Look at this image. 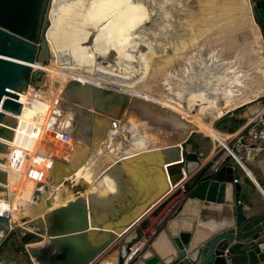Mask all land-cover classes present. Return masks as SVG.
I'll list each match as a JSON object with an SVG mask.
<instances>
[{
	"label": "water",
	"instance_id": "1",
	"mask_svg": "<svg viewBox=\"0 0 264 264\" xmlns=\"http://www.w3.org/2000/svg\"><path fill=\"white\" fill-rule=\"evenodd\" d=\"M241 2L249 7L251 20L237 31V39L256 35L264 45V0ZM50 5L51 0H0V134L2 129L11 130L4 124L8 122L4 111L19 110L16 90H23L28 83L32 63L48 59L44 31ZM40 73L37 70L33 76ZM108 94L116 96L112 89ZM252 100L218 115L213 128L217 129V120L228 111L243 120L264 111V96ZM145 103L152 107L149 126L167 140L152 148L148 165L128 159L126 171L98 177L94 192L100 198L80 191L45 211L44 217L22 219L21 225L11 221L33 264L32 244L44 233L63 238L65 250L41 264H100L97 255L101 251L106 259L121 264L130 247L142 238L143 230L149 228L150 213L160 211L165 196L180 191L183 197L178 206L163 217L128 264H264V191L245 203L238 202L243 183L237 168L224 163L209 172L208 162L191 149L192 145L198 147L195 135H201V130L166 105ZM6 149L0 141V150ZM0 175L5 176L6 171L0 169ZM9 214L7 191L2 189L0 239L11 231Z\"/></svg>",
	"mask_w": 264,
	"mask_h": 264
},
{
	"label": "bare ground",
	"instance_id": "2",
	"mask_svg": "<svg viewBox=\"0 0 264 264\" xmlns=\"http://www.w3.org/2000/svg\"><path fill=\"white\" fill-rule=\"evenodd\" d=\"M143 1L149 6L148 11L141 4ZM154 2V0H51L52 8L49 12L53 16L50 14V19L54 24L57 19L58 24L57 28L55 27L54 30L52 29L46 34L53 51L52 58L49 64L41 63V61L32 63L35 68L36 63L43 65L44 76L48 77V83L44 81L47 77L38 82L40 94H44V88L49 86L51 73L55 69L75 68L72 64H68L70 63L69 59L66 61L65 58L59 55L57 49L61 50L64 56L71 57V60L80 54L81 57L92 64V67L102 66L99 78H106L112 81V84L109 88H101L93 84H85L84 82L79 84L80 81L67 80V86L58 98H61V110L69 114L73 124L72 138L67 140L65 144L49 139L52 127L48 124L49 117L47 114L50 111L48 109L41 117V123L44 124L45 138L35 147L32 154L27 153V149L34 145L38 130L32 132L30 126L32 121L30 122L26 117L23 121L21 120L23 119V108L26 105L27 97L28 95L32 96L31 87H28L30 92L20 91L16 94L15 98H18L20 102L18 111L5 109V115L12 116L15 119V124L11 128L10 138L0 134V141H3L7 146L6 150H0V169L6 170L9 189L11 194H14L13 200H8V206L9 212L16 222L17 220L22 222V219L44 217L45 211L52 209L55 205L65 203L80 191L87 197L90 195L85 193L91 192L100 198L94 192V185H97L98 177L106 172L126 171L125 162L128 159L142 165H148L152 148L161 144L164 138L161 137L155 127L148 124L151 120L148 117V112L152 107H147L146 100L166 105L180 112L198 129L208 131L213 126L210 125L209 121L211 115H220L223 113V108L235 107L244 100L264 91V52L259 36L246 35L239 40H252L248 47L251 46L250 48H253L254 51L252 56H248V58H251L250 61L254 64V55L258 51L260 53L259 62L261 63L258 68L261 71L258 78L260 80L243 90H239V87H237L241 84L239 78H237L239 74L235 71L231 74V78L222 74L217 77L221 79L220 82L212 83V71L217 70L218 62L215 61V58L212 60L202 58L203 50L201 47H203V44L194 42L196 33L201 36L200 41L204 40L203 36L209 34L204 32L203 29L208 24V21H206L208 16H211L208 8L210 3L227 2V5L235 14L234 20L238 24L237 28L245 27L250 23V11L247 5H244L240 0H199L194 3L195 5L188 3L187 0H159V2L156 0V4ZM153 11H158L156 18L158 26L161 27L157 30L150 24L141 29L140 34L138 32L139 42H142V44L148 42L151 46L147 47L145 45L147 47L146 51L138 49L140 51L139 57L144 67L148 54L153 52L156 55V67L157 65L160 68L173 67L172 70L177 72V76L180 75V78L174 83L173 78H171L173 81L170 84L171 86L169 85L168 93L157 89V77L152 83L140 82L142 77L140 78L139 74L130 81H123V79L113 76V72L104 69L105 65H114V62L97 61L100 57L99 51L103 47L108 48L106 44L103 47L97 44L98 36L101 37L99 34H90L92 37L89 41L87 37L90 35L86 32L87 35L81 40L78 39L71 44L62 43L63 31L76 30L80 32L85 30L83 27L84 20L95 24L104 22L103 26L105 25L108 28L107 39L113 40L112 44L115 45L111 49L114 48L113 50L117 52L118 56L124 57L125 44L128 43L127 39L130 37L128 33H136L135 26L145 20L147 12L151 15ZM204 12L207 17L200 16ZM217 21L221 22L220 18H217ZM235 23L229 25L235 26ZM236 40H238L237 37ZM194 46L196 51L192 53ZM173 55L175 57L182 56V59L178 58L172 63L171 57ZM118 56H116L117 61H120ZM55 61L60 62L55 64ZM208 69H212V71H209V75H206ZM144 71L145 69L142 73ZM187 76L189 77L186 78ZM123 77L128 76L123 75ZM228 82L230 86H224ZM114 83L138 90L139 96L115 92V99L111 98L108 94L110 89L118 90V86ZM165 85L169 87L168 84ZM173 85H175L174 89L172 88ZM52 96H50L51 104L55 100ZM122 100L125 103L120 104ZM192 100H196L198 105L190 107ZM220 102L222 103L221 107L219 106ZM115 108L119 110L116 111ZM129 110L135 120L129 117ZM114 112L127 115V123L124 126L125 134L117 137L118 147H116L117 143L115 142L112 149H107L106 144L103 142L106 140L108 142V139L104 138V132L108 128L109 114ZM67 113L63 117L68 116ZM21 124L22 130H20ZM133 128L137 130L136 142L130 139ZM81 131L85 134L82 135ZM215 132L219 136L214 133H211V135L218 137L225 143L223 136L216 129ZM164 142H167V140ZM74 148L79 149L74 152ZM47 151L49 153L46 154ZM44 153L46 155H42ZM4 156L6 158L2 159ZM77 160H81L80 164L75 166L76 168H72ZM61 167L64 170L59 171L57 168ZM47 169L48 172L46 173ZM65 169L66 171L70 170L71 175L57 180V177L63 174ZM55 173H58V175ZM127 174L129 175L130 172L128 171ZM32 246L31 251L35 264L47 263L48 259L60 255L65 250L63 238L57 239V237L45 233L42 239L37 243H33ZM98 258L99 256H97ZM104 260L107 261V264H115L114 259L108 260L104 257Z\"/></svg>",
	"mask_w": 264,
	"mask_h": 264
},
{
	"label": "rangeland",
	"instance_id": "3",
	"mask_svg": "<svg viewBox=\"0 0 264 264\" xmlns=\"http://www.w3.org/2000/svg\"><path fill=\"white\" fill-rule=\"evenodd\" d=\"M147 1V0H146ZM151 1V0H149ZM153 1V0H152ZM154 4H156V0H154ZM188 3L190 4H194L197 3L199 0H187ZM159 2V0H158ZM145 10L149 9L146 4V2H142L141 3ZM228 3H210L209 4V10L211 12V16H208V19L206 21H208V24L205 26V28L203 29L204 32H208L209 34L203 36L204 40L200 41L201 36H198V33H196L194 35V42H199L203 44L202 50V58H204L205 60L207 58H209L210 60L212 59H216L215 61L218 62V68L215 71H212V69H208L206 72V75H209V71H212L213 76H211V80L212 83L215 82H220L221 79H218L217 77H220V75L224 74L226 77L231 78V74H233V72L235 71L237 74H239V76L237 78H239L240 80V84L237 87H239V90H243L246 89L250 86H252L254 83H256V81L260 80L259 78V74H261V71L258 70L259 65L261 64L259 62V58H260V53L257 51L255 56V60H254V64L252 61H250L251 58H248V56H252V53L254 51L253 48L248 47V45L251 44L252 40H236L237 37V31L239 29H241L242 27H238L237 28V23H235L236 21L234 20V15L233 12L231 11L232 9L230 8V6L227 5ZM195 5V4H194ZM52 8V3L50 5V10ZM148 11V10H147ZM158 12V11H157ZM156 11H153L150 14H148V12L146 13L145 16V20L140 23L139 25L135 26V30L136 33H128V35L130 36L127 41L128 43L125 44L126 49H125V55L124 57H120L117 55V52L115 50H113L114 48L111 49L112 46H115L112 44L111 40H108L107 38V34H108V28L107 26H103L104 22L101 23H93V22H87L86 20L83 21L84 24V31H76V30H71V31H63L62 32V43H66V44H71L72 42L77 41L78 39H82L84 36L87 35V33L90 34H99L101 37L98 36V45L102 46L103 45H108V48H104L101 49L99 51V55L100 57L97 59L100 60V62H104V61H108L110 62H114V66H116V69H113L111 67H107L106 69L113 72V76L123 79V81H130L132 80V78L137 77L139 74V77L142 79L140 80V82L143 83H152L153 80H155V78L157 77V89L161 90V91H166L168 93V90L170 89V84L173 81V83L175 81H177L180 77L177 76V72H174L173 67H163L160 68L158 65L156 67V59L153 52L148 54V57L146 59V61L144 62L145 65L143 67L141 59H140V51H146L147 47H151L149 45L148 42H142L140 43L138 40V32L139 34L141 33V29H143L145 26H149L150 24L153 25L155 28L154 29H159L158 26V21L156 18L157 15ZM251 13V12H250ZM50 14L51 12H49V18L46 22V27H45V31L44 34L46 36L47 32L50 30H54L55 27L57 28V19H56V23L54 24L52 22V20L50 19ZM53 16V14H51ZM200 16L203 17H207L206 13H202ZM220 18L221 22H216V19ZM215 20V21H214ZM55 22V19H54ZM235 23V26H230L229 24ZM237 28V29H236ZM152 29V28H151ZM236 29V30H235ZM200 31V30H199ZM87 32V33H86ZM107 33V34H106ZM61 34V33H60ZM127 34V33H124ZM92 36V35H91ZM88 38V37H87ZM54 39V38H53ZM55 41V40H54ZM115 41V40H114ZM138 42V43H137ZM196 44V43H195ZM49 45V56L48 59L46 61V63L49 64V62L51 61L52 58V48ZM147 47H146V46ZM139 46V47H138ZM143 47V48H142ZM140 51H139V50ZM198 49V48H197ZM194 53L196 51V47L194 46L192 48ZM57 52L59 53V55H61L63 58H65V60L70 61V63H68L69 65L72 64L73 66H75V68L77 70H81L84 72H89V69H92V64H90L88 62V60L84 59L83 57H81V55L79 54V56L75 57L74 59L71 60V57L69 58L68 55L64 56L61 50L57 49ZM251 54V55H249ZM137 57H136V56ZM190 55V54H189ZM116 56L119 57L120 61H117ZM123 56V55H122ZM55 57V56H54ZM135 58V59H132ZM172 59V63L175 62L174 60H178V58L182 59L181 57H175L173 55V57H171ZM56 60V59H55ZM231 60V62H230ZM65 61V63H66ZM55 64H59L60 61H55ZM233 65H232V64ZM102 64V63H101ZM200 65V64H199ZM231 65V66H230ZM171 66V65H170ZM101 68H103L102 66H99ZM182 68V66L180 67V69ZM145 69V73L142 71ZM182 72V71H181ZM103 73V72H102ZM115 73L119 74L116 75ZM190 73V71H189ZM215 73V74H214ZM115 74V75H114ZM45 72H41L37 77V79L41 82L43 81L44 78H46L45 76ZM124 76H128V77H123ZM217 75V76H214ZM184 77V76H183ZM189 76H187L186 78H188ZM171 78H173V80H171ZM218 79V80H217ZM220 80V81H219ZM233 80V79H231ZM230 80V81H231ZM245 80V81H244ZM44 81H46V83H48V77L47 79ZM86 82V81H85ZM233 82V81H232ZM237 81L235 80V83ZM165 84H168L169 87H167ZM225 84V83H224ZM177 86V85H176ZM224 86H230V83L228 82L227 84H225ZM172 88H175V85L172 86ZM110 95V94H109ZM115 99V96H114ZM113 99V100H114ZM196 100H192L190 102V107H195L198 104L196 103ZM208 104V103H205ZM221 107V105H220ZM228 108H223V113L227 110ZM116 111H118L119 109L115 108ZM130 111V110H129ZM129 117L133 120H135V117L132 116V112L130 111ZM222 116V115H221ZM220 116V117H221ZM218 118V115H211L209 118L210 121V125H214V120ZM6 119L8 120V122L4 123L8 128H12L15 124V119L12 116H7ZM141 125V124H140ZM2 135L6 136L8 138L11 137L12 134V130L10 129H2ZM132 137L130 138L132 141L135 140L136 136H137V130L135 128H133L132 130ZM203 137H206V135L208 136L211 133H216L215 132V128H210L208 131H203L201 130ZM198 136L195 135V138H197ZM209 137V136H208ZM210 138V137H209ZM121 140V139H120ZM119 140V141H120ZM136 142V140H135ZM6 156H4L2 159H5ZM49 169V168H48ZM48 169L46 171V173L48 172ZM6 171V170H5ZM44 180V179H43ZM42 180V181H43ZM2 189H6L7 191V198L9 201L13 200V196L14 194L10 192L9 189V184L7 182V172L6 175H0V190ZM13 217V215H12ZM18 225H21V221L16 222ZM14 231V230H12ZM10 234H8V236L4 239L3 243H2V247L0 250V263L2 262H7L10 264H33L25 246L24 243L19 239V237L15 234V232H9ZM3 240V239H2ZM103 251H101L97 256H99V258L101 257H105L103 255ZM103 255V256H102Z\"/></svg>",
	"mask_w": 264,
	"mask_h": 264
},
{
	"label": "built area",
	"instance_id": "4",
	"mask_svg": "<svg viewBox=\"0 0 264 264\" xmlns=\"http://www.w3.org/2000/svg\"><path fill=\"white\" fill-rule=\"evenodd\" d=\"M35 61L39 62L38 60H35ZM37 70H41V72H44V70L41 67L35 68L33 67V64H32L31 70L27 76L28 83L26 84L25 88L19 91L16 90L17 93L18 92L20 93V91L26 93V92H30L28 87H31L32 97L36 99L34 101L28 100L26 102V105L23 108L24 110L23 113L30 122L32 121L30 123V126L32 129V132H35L39 129L40 124H41V122L38 123V119L41 118L42 115L49 109L50 111L47 114L49 117L48 124L50 127H52L51 135L49 136V139L52 141H58L62 144L63 143L65 144L67 143V140H70V138H72L71 130H73V124L71 123L69 114L65 112L64 110H61L62 109L61 102H60L61 98L56 97L53 104H51L50 102H46L47 105H45V101L47 100H44L45 94H40L39 92L40 87L38 83L39 80L37 79L38 77L33 76V72ZM16 99L18 100V98ZM21 110H22V103H21ZM66 113L68 116L63 117L66 115ZM262 114H263V111L258 112L254 116H250L247 119H244L238 125V127H236L231 132L223 133L216 129L218 133H220L223 136L225 143L222 142L216 136L213 137L211 134L208 135L211 139H213L216 142L212 150L210 151L209 156L207 157V162L209 164L208 165L209 172L217 171L221 165L226 163L228 156L231 154L235 155L239 159L241 158V156L249 152H252V151H264V124H263L264 121H263ZM61 116H62V119H61ZM118 131H119V122L116 118H112V120L108 124L107 130L104 132V138L106 137V139H108V142L107 140L103 141L106 144L107 149L109 148L112 149L114 147L115 141L112 143V139L118 135ZM118 145L119 143H117L116 147H118ZM47 153H49V151H47L46 154ZM46 154L44 153L42 155H46ZM39 156L41 157V154ZM234 180L237 181L238 179L234 178ZM172 197L173 195L169 196L168 198L167 196H165L162 199L163 202L160 203L158 207H161V209L165 207L166 203ZM182 197H183V192H182L181 199ZM238 202H241V199H239ZM178 204L176 205V207L178 206ZM172 206L173 204H170V206H167L164 209V212L166 211L168 212L169 210H171ZM176 207H174L173 210ZM154 210L156 211L157 209L155 208ZM164 212L163 214H161V216L159 217L157 221L161 220L160 222H162L163 217L170 214V213H164ZM157 213L152 214V215H156ZM9 218H10L9 227L12 231V228L14 226L11 223V221L14 219L11 213L9 214ZM156 228H157L156 221H152V222L150 221L149 228H147L146 230H143L144 234L142 238L139 239L137 242L138 248H137V245L130 247L131 249L130 252L124 257L121 264H128V262L138 254L140 248L144 246L149 241L151 236L155 233ZM0 229H3V228H0ZM8 233L9 232H5L3 234V236L0 239V242ZM0 264H10V263L2 262Z\"/></svg>",
	"mask_w": 264,
	"mask_h": 264
},
{
	"label": "crops",
	"instance_id": "5",
	"mask_svg": "<svg viewBox=\"0 0 264 264\" xmlns=\"http://www.w3.org/2000/svg\"><path fill=\"white\" fill-rule=\"evenodd\" d=\"M241 1V0H240ZM249 25V24H248ZM247 25V26H248ZM245 26V27H247ZM243 28V27H242ZM240 30V29H239ZM262 48L264 49L263 42L260 40ZM264 52V50H263ZM101 70H98V74H100ZM93 85H96L101 88H109L111 85L110 83H105L103 84L102 82H96L92 83ZM264 96V91L260 94H257L253 97H250L246 100H244L242 103L247 102V101H253L252 99H256V97H263ZM241 103V104H242ZM240 105V104H238ZM263 121H264V111H263ZM110 117V114H109ZM264 124V122H263ZM218 130V129H217ZM223 133H226L225 131H221ZM81 134H85V132L81 131ZM216 136H219L217 133H215ZM204 134L197 135L198 137L196 138V141L198 142V147H194L193 145L191 146V149L196 151L199 155L202 156V161H207V157L210 154V151L212 150L213 146L215 145V141L211 138H209L207 135L206 137H203ZM205 136V135H204ZM83 143V142H80ZM81 145V144H79ZM79 149V148H78ZM77 148H74V152L78 150ZM70 160V159H69ZM81 160H77L75 164H73L72 168H76L75 166H78L80 164ZM68 162V161H66ZM226 164L231 165L233 167L237 168V177L240 182H242L241 190H240V195L239 198L241 199L242 203H245L249 197L255 198L260 195L261 191H264V151H252L249 152L241 158H237L235 155L231 154L228 156L226 160ZM71 175V171L67 170L63 174H60L57 177V180H60L62 177L65 178ZM89 194L90 198L91 197H96V195L92 194L91 192L85 193ZM182 196V191L174 195L163 207L160 209L159 213L156 215H152L150 213L149 218L150 221H156V227H158L161 224V220L157 221L161 214H163L164 209L167 206H170V204H173L171 210L168 212L164 213H171L174 207L178 204ZM97 198V197H96ZM167 216V215H166ZM100 264H107L106 260H104V257L98 258Z\"/></svg>",
	"mask_w": 264,
	"mask_h": 264
},
{
	"label": "flooded vegetation",
	"instance_id": "6",
	"mask_svg": "<svg viewBox=\"0 0 264 264\" xmlns=\"http://www.w3.org/2000/svg\"><path fill=\"white\" fill-rule=\"evenodd\" d=\"M35 66H36V68L41 67L43 69V65H40L39 63H36ZM107 67H111L113 69H116V67L115 66L113 67V65H111V64L105 65L104 69H106ZM101 69L102 68H99V67L96 68L95 66L92 67V69H89L88 70L89 72H84L81 70L79 71L76 68H73V69H71V68H69V69H66V68L65 69H55V71H53L51 73V79L49 82V86L47 88H44L45 89V91H44L45 99L44 100H47V101H45V105H47L46 102L51 101L50 100L51 95H53L52 96L53 98H56V97L60 96V94L63 93V91L65 90V88L67 86V80H70V79L74 80V81L84 82L85 84L102 82L103 84L110 83V85H111L112 81L107 80L106 78L105 79L99 78L100 74H98V70H101ZM114 84L118 86V90L115 92L128 93V94H132L133 96H136V97L139 96L138 90H135L132 88H127L128 86L120 85L119 83L118 84L114 83ZM28 100L34 101L36 99H34L31 95H28L26 102ZM123 103H125L124 100L120 101V104H123ZM42 117H43V115H42ZM126 117H127V115L121 114V113L119 114L118 112L117 113L114 112L113 114L112 113L110 114L109 122L112 120V118H116L119 122L118 135L112 139V143L114 141L117 143V141H118L117 137L125 134L124 126L127 123ZM24 119H25V115H23V119H21V120L23 121ZM38 120H40V122H41V118H39ZM40 122H38V123H40ZM43 125H44L43 123L40 124V127L38 129L37 139L35 140L34 145L31 148L27 149V153L32 154L35 150V147L37 145H39L41 143L40 141L45 138V131H44ZM20 130H22V124L20 126Z\"/></svg>",
	"mask_w": 264,
	"mask_h": 264
},
{
	"label": "trees",
	"instance_id": "7",
	"mask_svg": "<svg viewBox=\"0 0 264 264\" xmlns=\"http://www.w3.org/2000/svg\"><path fill=\"white\" fill-rule=\"evenodd\" d=\"M243 121V119L236 118L232 115V112H226L223 114L218 120H217V129L219 131H225V132H231L233 131L238 125ZM14 232V231H10ZM10 234V233H8ZM8 234L3 238V240L0 242V250L2 247V243L4 239L8 236Z\"/></svg>",
	"mask_w": 264,
	"mask_h": 264
}]
</instances>
